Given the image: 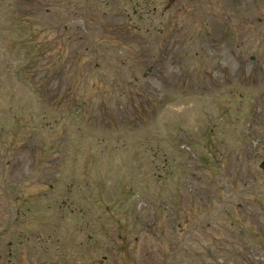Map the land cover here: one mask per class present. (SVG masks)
<instances>
[{
	"label": "rangeland",
	"instance_id": "374dc122",
	"mask_svg": "<svg viewBox=\"0 0 264 264\" xmlns=\"http://www.w3.org/2000/svg\"><path fill=\"white\" fill-rule=\"evenodd\" d=\"M90 232L96 264H264V0H0V252Z\"/></svg>",
	"mask_w": 264,
	"mask_h": 264
}]
</instances>
